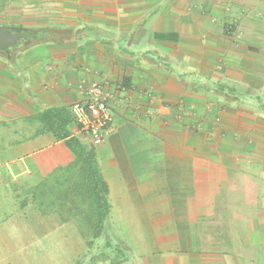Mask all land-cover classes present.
<instances>
[{
    "label": "crops",
    "instance_id": "obj_1",
    "mask_svg": "<svg viewBox=\"0 0 264 264\" xmlns=\"http://www.w3.org/2000/svg\"><path fill=\"white\" fill-rule=\"evenodd\" d=\"M10 2L22 8L11 20L73 36L1 51L2 227L19 207L16 229L28 235L82 228L76 156L51 122L94 149L109 188L116 250L89 254L86 242L83 254L69 250L74 264H264V0ZM93 83L114 117L101 146L70 111ZM50 111L64 122L44 120ZM68 240L58 235V248ZM12 247L0 234V264Z\"/></svg>",
    "mask_w": 264,
    "mask_h": 264
},
{
    "label": "trees",
    "instance_id": "obj_2",
    "mask_svg": "<svg viewBox=\"0 0 264 264\" xmlns=\"http://www.w3.org/2000/svg\"><path fill=\"white\" fill-rule=\"evenodd\" d=\"M20 32L34 35L33 38H29L32 46L66 42L71 40L73 36L71 29L60 27H47L39 30L33 29ZM165 37L166 36L162 38ZM25 40L26 39H22L21 41L24 42ZM20 42L17 45L23 43ZM9 49L6 51L0 50H2L3 55H7ZM213 85L216 87L215 90L217 92L225 91L231 94L234 89L220 83H215ZM62 112L50 111L46 113L43 118L45 120L52 114H59L61 121L64 122V117L61 115ZM46 123H48V125L46 124L48 126L47 131L54 132V135L59 140H63L76 156L75 161L71 164V169L76 170L77 179L74 186L73 184L71 185L70 194L72 200H74L78 206L77 209H75L78 213L76 217L80 223H82L80 232L87 242L89 254H94L95 251L99 254V249L103 246L101 245V241L99 243V240L102 237L105 238L107 234L106 222L111 213V205L109 203V188L101 175L94 149L84 144L80 139L71 137L68 131L51 126V122ZM65 123L68 125L70 122L65 121ZM104 248H113L116 250V247L112 246V241L110 239L106 242Z\"/></svg>",
    "mask_w": 264,
    "mask_h": 264
},
{
    "label": "rangeland",
    "instance_id": "obj_3",
    "mask_svg": "<svg viewBox=\"0 0 264 264\" xmlns=\"http://www.w3.org/2000/svg\"><path fill=\"white\" fill-rule=\"evenodd\" d=\"M21 9L22 8L20 7H12L10 0L0 1V27L10 28L12 31L20 32L30 30L29 27L31 26H37V24L34 22H29V24H27L23 23L20 20H11V17H19V19L22 18ZM22 42L23 41H21L20 43ZM28 44H31L30 39H26L22 43V45H16V47H26ZM13 47H11L9 50H11ZM1 51L2 50H0V54ZM14 203L17 206V202L13 201V204ZM18 209L19 207H14V209H11L12 214H10L8 217V221L6 224L8 226L7 229H4L2 227L3 222L0 220V227L4 229L3 231L0 230V234H2V236L5 235L7 241H10L13 245L12 249L14 260L11 261L9 264H59L56 262L57 260L63 261V264H74V260L70 256L69 250H71L72 254L76 251L77 253L81 252L83 254L84 251L87 249L86 241L82 238L79 229L61 232H47L45 230H40L35 232L37 236H33V231H31L29 235L26 231H18L16 229V225H20L22 224V222L23 225H25L26 223L22 221V219H20L21 216L25 217V213L18 212ZM41 212L44 213L43 210ZM31 219L32 221H29V226H32V228L36 229L38 223L37 214L32 216ZM60 234H66L69 240L62 243L63 245L58 248L56 238ZM112 238V234L107 231L105 238L102 237L99 240V243L101 241V245H105L106 242H108L109 239L111 240ZM102 248L103 246L100 247V249ZM81 253L79 255H81ZM80 263L84 264L83 258Z\"/></svg>",
    "mask_w": 264,
    "mask_h": 264
},
{
    "label": "built area",
    "instance_id": "obj_4",
    "mask_svg": "<svg viewBox=\"0 0 264 264\" xmlns=\"http://www.w3.org/2000/svg\"><path fill=\"white\" fill-rule=\"evenodd\" d=\"M87 94L86 100L71 106V115L81 134L94 146H101L110 134L114 122L108 103L111 96L98 83H93Z\"/></svg>",
    "mask_w": 264,
    "mask_h": 264
},
{
    "label": "water",
    "instance_id": "obj_5",
    "mask_svg": "<svg viewBox=\"0 0 264 264\" xmlns=\"http://www.w3.org/2000/svg\"><path fill=\"white\" fill-rule=\"evenodd\" d=\"M34 35L24 32H14L10 29L0 27V49L8 50L17 45L22 39L33 38Z\"/></svg>",
    "mask_w": 264,
    "mask_h": 264
}]
</instances>
